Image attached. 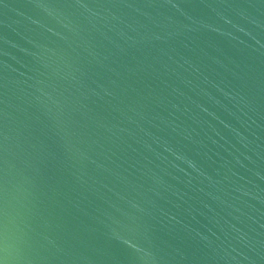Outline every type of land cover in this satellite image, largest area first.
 <instances>
[{
    "label": "water",
    "instance_id": "1",
    "mask_svg": "<svg viewBox=\"0 0 264 264\" xmlns=\"http://www.w3.org/2000/svg\"><path fill=\"white\" fill-rule=\"evenodd\" d=\"M0 264H264V0H0Z\"/></svg>",
    "mask_w": 264,
    "mask_h": 264
}]
</instances>
